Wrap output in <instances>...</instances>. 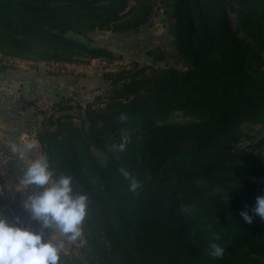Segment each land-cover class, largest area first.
I'll use <instances>...</instances> for the list:
<instances>
[{"label":"trees","instance_id":"obj_1","mask_svg":"<svg viewBox=\"0 0 264 264\" xmlns=\"http://www.w3.org/2000/svg\"><path fill=\"white\" fill-rule=\"evenodd\" d=\"M130 1L0 0V55L7 57L65 64L112 60L111 52L83 40L93 31L137 30L157 4L174 41L170 55L176 67H156L167 55L162 49L149 53L153 65L134 63L129 70L104 74L108 95L97 96L84 114L77 116L68 100L57 102L35 132L53 178L71 176L74 194L88 198L84 245L78 255L61 251L59 264H189L194 223L182 214L184 205L212 220L222 218L234 230L224 238L223 256L212 264H233L243 250L264 257V219L251 211L264 184L239 181L236 195L224 202H214L206 188L186 184L225 173L237 177L236 128L244 120L264 118V81L250 75L251 62H262L264 54V0ZM230 14L260 54L239 37ZM193 109L206 114L203 122L136 130L105 164L90 152V146L101 147L104 135L147 111ZM121 168L138 181L135 191ZM4 193L0 178V211L15 221L18 209ZM241 210L249 211L251 223Z\"/></svg>","mask_w":264,"mask_h":264},{"label":"rangeland","instance_id":"obj_2","mask_svg":"<svg viewBox=\"0 0 264 264\" xmlns=\"http://www.w3.org/2000/svg\"><path fill=\"white\" fill-rule=\"evenodd\" d=\"M134 3V0L130 1V5ZM234 8H237V5ZM163 12L162 7L157 4L148 22L137 30L120 34L93 31L88 35L89 42L83 40L90 46L111 52L112 60L98 58L65 64L0 55V69H7V72L21 69L39 75L38 82H35L32 88L25 90L19 83L12 82V76L6 79L0 74V106L4 110L2 119L9 131H13L8 134L5 126L4 129H0L2 137L5 135L4 139L0 137V178L5 188L4 198L8 199L9 204L16 205L19 216L15 219L16 222L37 231L43 230L46 234L45 239L55 238V242L63 244L62 252L65 254L78 255V249L84 245L82 234L76 240L70 241L54 227L42 229L38 221H36L37 225L32 223L31 220L34 219L31 212L24 207V201L29 194L41 191L42 187L36 185L20 187L23 170L13 151L20 154L24 151V147L21 146L31 144L32 156L29 157L24 152L25 161H31L42 155L34 135L50 114L52 106L57 102L68 100L77 116L84 114L86 105L92 104L97 96L103 99L107 97L109 84L103 79L104 74L129 70L133 68L134 63L140 66L153 65L155 62L149 53L158 54V50L161 49L167 55L161 63H157L156 67H176L170 55L175 52L174 41ZM230 20L239 37L249 43L256 54H260L254 41L249 37L250 33L243 31L237 16L230 14ZM260 58L262 62H251L250 75L264 81V54H260ZM205 116L206 114L200 109L147 111L131 120L119 131L104 135L101 138V147L90 146L89 149L101 164H105L112 155L119 152L118 145L136 130L163 125L198 124L205 120ZM26 132L29 137L20 134ZM235 135L238 142L234 145L232 167L237 177L225 173L211 179L195 178L186 183L190 187L206 188L208 196L214 202L232 199L240 188L239 181L243 180L257 186L264 184V118L244 120L236 128ZM32 138L36 143L31 142ZM1 144H5L6 147L2 148ZM181 212L189 216L194 223L188 238L189 264H212L214 256L210 255L209 245L215 242L223 247L224 238L230 236L234 230L224 219L212 220L210 217L200 215L188 205L182 206ZM185 264H188V261ZM233 264H264V257L243 250Z\"/></svg>","mask_w":264,"mask_h":264},{"label":"clouds","instance_id":"obj_3","mask_svg":"<svg viewBox=\"0 0 264 264\" xmlns=\"http://www.w3.org/2000/svg\"><path fill=\"white\" fill-rule=\"evenodd\" d=\"M121 119L126 117L122 115ZM118 147L122 151L125 144L121 143ZM32 148L31 144L25 145L24 151L20 152L21 157ZM26 163L20 187L36 185L41 186L42 190L29 194L24 207L41 224L42 229L54 227L68 240H76L81 235V224L86 215L87 195L74 194L71 176L53 178L54 173L46 155ZM120 172L129 180L130 190L135 191L139 187L138 181L126 169L121 168ZM251 211L264 219V195L256 197ZM240 215L245 222H252L253 217L248 210H241ZM45 235L43 230L37 231L12 221L0 212V264H59L63 244L55 242V238L45 239ZM209 249L214 257L219 258L224 254L223 247L218 243L212 242Z\"/></svg>","mask_w":264,"mask_h":264},{"label":"crops","instance_id":"obj_4","mask_svg":"<svg viewBox=\"0 0 264 264\" xmlns=\"http://www.w3.org/2000/svg\"><path fill=\"white\" fill-rule=\"evenodd\" d=\"M0 74H1V76H4V78H6V79H8L9 77L12 76L11 77V79H13L12 82L19 83L21 85V88L23 87L25 90L26 89L28 90L29 88H32L33 84H35V82H38V80H39V75L35 74V72H27L26 70H21V69H13V71H11V72H7V69H5V70L0 69ZM31 91L33 92V90H31ZM21 92H22V90H21ZM2 118H4V110H2V108L0 106V129L1 130L4 129V126L6 127V123L3 121ZM9 127H10V125H9ZM6 128H7V133L8 134H9V132H13V131H9L8 126ZM1 130H0V137H1V139H4L3 137L5 135H3V137H2ZM20 134L22 136H28L29 137L27 132L26 133H20ZM31 142H33V144L36 143L33 138L31 140ZM1 146H2V148L6 147L5 144H1ZM22 147H24V146H21V148ZM19 149H20V147H19ZM13 153H15V156H16L15 158L17 159V161L19 163H21L22 170L24 171V169H26V167H27V163L26 162L28 160L25 161L24 156L21 157V155L18 154L17 152L13 151ZM26 153L29 155V157L32 156V150H29Z\"/></svg>","mask_w":264,"mask_h":264}]
</instances>
